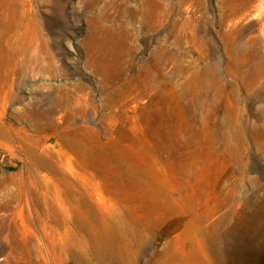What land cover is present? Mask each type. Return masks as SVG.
I'll return each mask as SVG.
<instances>
[{
	"label": "rangeland",
	"instance_id": "rangeland-1",
	"mask_svg": "<svg viewBox=\"0 0 264 264\" xmlns=\"http://www.w3.org/2000/svg\"><path fill=\"white\" fill-rule=\"evenodd\" d=\"M0 264H264V0H0Z\"/></svg>",
	"mask_w": 264,
	"mask_h": 264
}]
</instances>
